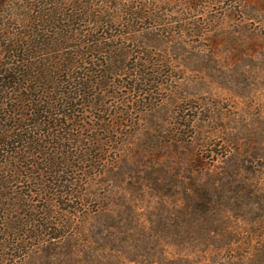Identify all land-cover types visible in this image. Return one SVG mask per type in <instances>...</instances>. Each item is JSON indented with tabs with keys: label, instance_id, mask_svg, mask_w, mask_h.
I'll use <instances>...</instances> for the list:
<instances>
[{
	"label": "trees",
	"instance_id": "16d2710c",
	"mask_svg": "<svg viewBox=\"0 0 264 264\" xmlns=\"http://www.w3.org/2000/svg\"><path fill=\"white\" fill-rule=\"evenodd\" d=\"M202 5L0 0V264H161L122 248L160 239L162 212L186 239L167 241L170 264H264V117L202 133L181 93L217 81L211 56L185 49L219 43ZM215 139L210 167L193 149ZM171 149L184 167L162 160Z\"/></svg>",
	"mask_w": 264,
	"mask_h": 264
},
{
	"label": "rangeland",
	"instance_id": "374dc122",
	"mask_svg": "<svg viewBox=\"0 0 264 264\" xmlns=\"http://www.w3.org/2000/svg\"><path fill=\"white\" fill-rule=\"evenodd\" d=\"M199 1L204 5L198 12L212 17L214 21L210 29L215 30L213 33L219 39V43L215 50H212L213 52L209 50L211 33L206 34L201 39L202 42L200 41L198 44L187 41L185 49L190 51L194 47L197 49L192 53L199 51L201 55H210L213 62H210L204 73L214 77L217 81L212 82L208 78L194 85L188 81L185 82L181 93L191 96V100L184 105L192 115L195 112H200L194 123V128L197 131L200 130L204 133L208 130L209 127H205V125L210 119L215 123L213 126L226 133H234L240 124H244L246 133L250 128V123L262 121L264 117V9H255V6H251L250 0L242 3L247 8L246 13L241 12L243 9L239 7L238 3L230 6V2L227 0L213 3H206L208 0ZM229 8H231V12L227 11ZM174 9L181 10L182 7L175 5ZM191 73H195L194 70ZM186 76L188 75L186 74ZM168 109L169 111L176 110L175 106H169ZM169 111L167 120L172 121ZM190 140H194V138ZM217 140L215 139L213 144L207 142L202 145L192 142L196 144L193 152L202 155L203 163L211 164L210 167L221 162L220 154L224 148H219L220 143ZM216 153L219 154L215 155ZM181 156L179 150H166L162 160L165 159L164 162L167 161L171 165L184 167L187 161L183 160ZM150 203L153 204L152 199ZM142 205L145 206V202ZM174 218L182 219L180 216L177 218L164 212L157 216L152 215L150 219L159 222L158 229L162 237L155 243L144 239L135 242L136 246H126L122 249H125L135 261L170 264L171 258L177 256L178 253H174L172 245L167 241L184 242L183 240H186L185 238L180 239L177 235L174 237L175 240L169 239L177 234L170 226ZM140 221L143 226L148 225L145 215L141 216ZM148 239L151 240V238ZM116 252L120 254L121 249L118 248L113 253ZM181 253L183 252H180V255ZM127 264L134 263L127 262ZM194 264H199V261L195 260Z\"/></svg>",
	"mask_w": 264,
	"mask_h": 264
}]
</instances>
